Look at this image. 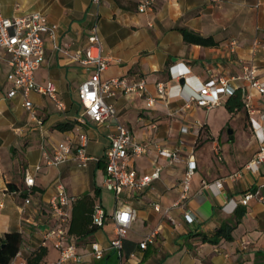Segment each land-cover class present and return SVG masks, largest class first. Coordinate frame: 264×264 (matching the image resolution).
Listing matches in <instances>:
<instances>
[{"label":"crops","instance_id":"0c3cea01","mask_svg":"<svg viewBox=\"0 0 264 264\" xmlns=\"http://www.w3.org/2000/svg\"><path fill=\"white\" fill-rule=\"evenodd\" d=\"M142 1L2 0L6 16L40 11L57 24L56 36H45V62L36 70L35 80L40 85L54 83L64 108L59 109L49 95L33 90L34 117L20 95L9 97L12 68L9 54L0 49V239L7 232H20L19 251L24 258L38 248L53 222L49 200L59 182L77 198L96 196L111 216L117 205L115 192L104 186L105 152L120 121L137 142L147 146L142 155L130 157L129 166L139 175L161 167L160 177L141 190L127 188L122 193L123 204L134 209L136 216L124 238L121 257L110 248L116 229L111 217L91 234H69L67 240L76 245L82 263L264 264V162L257 170L244 167L260 147L246 108L230 112L226 107L230 95L214 107L188 101L197 80L223 77L252 95L256 117L264 122L260 117L264 94L254 91L247 81L234 79L245 65L264 75V51L255 48L256 41L264 43V0H156L152 8L140 11ZM95 22L109 58L101 77L126 78L129 84L143 79L146 87L142 92L117 89L105 94L106 101L117 108V116L100 123L90 119L81 123L84 106L79 87L93 68L72 56L87 48ZM183 29L211 37L215 43L186 42ZM233 40L234 48L229 46ZM177 62L190 72L187 79L180 77L181 88L170 71ZM159 85L165 86L163 94ZM82 135L88 137L87 155L96 157L85 167L75 158ZM62 142L71 143L70 157L60 165L49 164ZM162 149L175 155L162 154ZM189 160L197 163L188 200L195 214L192 222L185 220L183 208L172 207L166 213L180 196ZM26 169L35 175L32 186L25 183ZM235 172L240 173L238 177L231 176ZM203 180H222V186L204 187ZM104 189L112 192L110 202L104 201ZM247 191H260L263 198L254 197L244 205L241 200ZM237 206L245 208L238 222ZM234 224L231 240L221 238L214 243L208 239L220 227ZM150 234L153 241L142 248L140 242ZM93 242L105 249L100 259L93 254ZM46 247L45 261L50 264L59 257V250L52 239Z\"/></svg>","mask_w":264,"mask_h":264},{"label":"built area","instance_id":"2783aa9c","mask_svg":"<svg viewBox=\"0 0 264 264\" xmlns=\"http://www.w3.org/2000/svg\"><path fill=\"white\" fill-rule=\"evenodd\" d=\"M98 4L100 0H93ZM156 0H143L139 5L140 11H145L154 6ZM57 24L52 23L45 13L40 11L30 12L24 15L6 16L2 10V0H0V49L9 54L8 62L12 68L13 86L7 95L13 97L20 95L23 98V105L36 116V111L30 94L33 90L49 95L56 103L59 109L64 108V102L57 96V88L54 83L49 82L47 85H40L35 80V72L45 62V36L49 35L54 38L56 36ZM89 45L84 51L76 52L72 57L74 60L83 65L93 68V71L79 87V97L84 106V111L79 118V122L83 123L87 119L100 123L117 116V108L106 101L105 94H114L117 89L125 92L137 90L142 92L145 90L146 82L141 79L133 84H129L126 78L110 77L103 79L101 74L105 71L109 64V58L104 52V44L100 35L98 23L95 22L90 28L88 36ZM229 46L234 48L236 41H230ZM259 46L264 51V43L255 42V48ZM68 53V50H65ZM172 80L179 82L180 77L187 79L190 74L189 69L184 63L177 62L170 67ZM236 80H245L250 87L264 94V75L259 76L254 66L245 65L242 74L234 77ZM195 90L188 96V101L204 107H214L222 103L224 95H231L236 88L223 77H213L208 81L195 82ZM177 87L181 88V83H177ZM158 90L164 93L165 86L159 85ZM244 106L250 117V122L257 134L260 147L254 157L249 160L244 167L246 169L257 170L259 165L264 162V122L261 123L256 117V108L252 103V95L243 93ZM154 98H150L153 102ZM264 121V112L260 115ZM41 121V120H40ZM116 132L111 136L110 145L105 152V178L104 186L115 192L116 209L109 216L100 203H96L92 213V219L95 225L103 226L107 219L111 217L115 222V235L110 241V248L117 250L119 256L123 255L124 238L127 236L131 227V223L136 216L134 209L129 205L123 204L122 193L125 189L133 191L141 190L152 180L160 177L161 167H157L151 173L139 175L138 172L129 166L131 156H140L146 152L147 146L136 141L131 130L120 121L117 123ZM88 137L82 135L81 144L77 147L75 158L79 166L85 167L90 159L96 157L88 156L86 146ZM72 153L70 142H62L55 149L52 157L48 159V163L52 165H60L68 160ZM162 154L175 155L167 149L161 150ZM40 166H36L38 170ZM197 170L195 160L188 161V167L185 175L180 182V196L174 201L171 207L166 208V213L172 207H180L184 209V218L188 222L195 220V214L188 207L190 198L192 179ZM240 173L235 172L232 177H238ZM35 175L31 169H26L25 183L27 186L34 185ZM204 187L216 184L222 186V180L209 183L202 181ZM57 191L49 200V215L53 220L50 228H48L42 240L41 245L46 246L47 241L52 239L54 247L59 250V257L50 264H91L82 263L83 257L77 250L74 243L68 242L69 225L72 218V206L77 197L70 194L65 185L61 182L57 184ZM260 197V191H247L244 193L241 203L249 204L254 197ZM31 199L27 198L26 203H30ZM3 203L0 202V207ZM157 210L160 209L159 204H155ZM171 220H174L171 218ZM153 234H150L145 240L140 242L142 248L146 247L149 241H153ZM93 254L100 259L104 256L105 249L98 243H92ZM10 264H28L27 258L18 251L13 257Z\"/></svg>","mask_w":264,"mask_h":264},{"label":"trees","instance_id":"16d2710c","mask_svg":"<svg viewBox=\"0 0 264 264\" xmlns=\"http://www.w3.org/2000/svg\"><path fill=\"white\" fill-rule=\"evenodd\" d=\"M183 35L186 42L197 43L203 45L214 44L215 40L211 37H205L193 30L183 29ZM244 106V98L241 88L235 90L226 101V107L230 112H236ZM96 196L84 194L77 198L72 206V218L70 221L68 232L75 236L88 235L96 231L100 226L94 224L92 213L96 204ZM237 222L245 213V208L237 206ZM235 224L230 227H220L215 236L208 238L210 241L216 243L221 238L231 240L232 229ZM22 242V235L18 231L7 232L3 238L0 239V264H10L13 257L19 251ZM47 247L40 245L33 250L27 257L28 264H46L45 256L47 254Z\"/></svg>","mask_w":264,"mask_h":264},{"label":"rangeland","instance_id":"374dc122","mask_svg":"<svg viewBox=\"0 0 264 264\" xmlns=\"http://www.w3.org/2000/svg\"><path fill=\"white\" fill-rule=\"evenodd\" d=\"M103 198L104 201L110 202L112 200V192L108 191L107 189H104ZM44 227H46V225L41 226L40 229H44Z\"/></svg>","mask_w":264,"mask_h":264},{"label":"water","instance_id":"95a60500","mask_svg":"<svg viewBox=\"0 0 264 264\" xmlns=\"http://www.w3.org/2000/svg\"><path fill=\"white\" fill-rule=\"evenodd\" d=\"M184 81V79H181V82H183Z\"/></svg>","mask_w":264,"mask_h":264}]
</instances>
